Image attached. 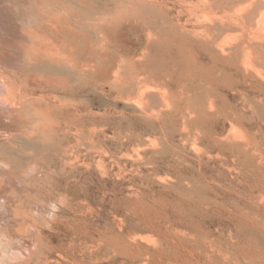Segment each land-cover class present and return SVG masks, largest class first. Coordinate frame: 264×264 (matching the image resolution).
I'll return each mask as SVG.
<instances>
[{"label":"rangeland","instance_id":"374dc122","mask_svg":"<svg viewBox=\"0 0 264 264\" xmlns=\"http://www.w3.org/2000/svg\"><path fill=\"white\" fill-rule=\"evenodd\" d=\"M199 1L36 0L39 27L34 0H0V108L26 112L11 122L0 114V249L17 254L11 264L37 263L45 234L74 264H264V92L250 86L264 83V58L253 61L263 75L247 78L208 52H167L162 39L183 37L172 18L183 2ZM187 19L192 28L196 19ZM64 33L67 43L54 41ZM91 45L101 49L89 53L95 61H121L120 91H96L92 73L82 78L86 94H65ZM57 98L79 110L70 133L79 134V171L68 191L45 181L47 173L17 177L1 152L16 140L27 152L22 134H59ZM27 220L37 231L28 232ZM256 252L260 262L251 259Z\"/></svg>","mask_w":264,"mask_h":264},{"label":"bare ground","instance_id":"6f19581e","mask_svg":"<svg viewBox=\"0 0 264 264\" xmlns=\"http://www.w3.org/2000/svg\"><path fill=\"white\" fill-rule=\"evenodd\" d=\"M263 8H264V0H200L199 5H196L194 7L191 4L183 2L182 12L179 13L178 17L174 16L172 18L173 21L175 22L173 29L176 30V28H179L183 37L182 36H175V37L170 36V37L162 39L161 43L163 44L164 49L169 53L171 52L173 54H178V53L180 54V53H184V51H187V50H191V51L192 50L193 51H195V50L200 51L201 50L202 52L203 51L208 52V55H211L212 59H214V61L217 64L220 65L223 63L225 67H231V69L233 67H235L236 71L238 72V74H240V76L244 75L247 78H249L250 76L255 75V76L261 77V75H263L262 74L263 70L258 69L259 67L258 66L256 67V65H254L253 61L255 62V60L259 59V57L264 58V18L262 17V14H261ZM183 15L184 16L189 15L191 17L193 16V18L196 19V22L193 24L192 28H188L189 19H187L186 22L184 23ZM92 41L93 40H89V42H92ZM185 45H188L189 48L184 47ZM83 52H84L83 54L85 56H84L83 60L81 61V63H78V64H80L81 67L78 70V72L76 73V78H75V80L70 79V83H72L74 85H70L69 87L65 86V89H61V90H63L65 94L69 95V93H70L73 96L77 95V94H79V95L86 94V91L88 90L89 86H87V83L85 81H82V78H85V76L91 75L92 73H93V75L95 74V76L97 78L96 82L94 83L95 88L97 89L96 91H98V89L99 90L102 89V91H104L105 90L104 88L106 86H108L110 88L111 93H114L115 91L119 90L118 88L122 86L123 76H122L121 70L118 69L117 67L122 66L120 64L121 61L119 63H116V60L114 61V60H110V59H104L101 62L95 61L92 58V56L88 57V55L91 52L99 53V52H101V49H100V47L94 48L92 45L89 47H87V46L84 47ZM183 56H184V54H183ZM120 57H122V56H120ZM66 63H68V61ZM73 65H72V67H73ZM59 68H60V66H59ZM261 68H262V66H261ZM217 70H218V68H217ZM233 71H235V70H233ZM210 75H212V74H210ZM250 86L255 88L256 91L259 92V94H260V92H264V83L251 84ZM95 88H94V90H95ZM228 89H229V87H228ZM36 90H38V89H33V92H32V89H31L30 92L35 94V93H37ZM47 90H48V88L42 89V92L45 91L44 93H46ZM101 93H103V92H101ZM241 98L243 99V97H241ZM50 100H51V98H50ZM60 101H63V99L62 100L58 99V98L56 99V102L59 103ZM48 105H51V104H49V102H48ZM66 106H67V104L60 102V107H62V108L59 109L60 107H59V105H57L59 112H60V115L62 116L58 125L55 128L56 129L55 131L59 134H45V133L44 134H22V135L20 134L21 136L26 137L28 139L30 145H31L30 148H28L27 152L26 151L24 152L22 150L24 148L21 147L22 149H20L17 147L18 146V140H16V143L13 141H9V142L13 143L14 146L10 147V149L7 150L8 152L1 151L3 153V156L6 157V158H4V162L6 163L5 165L12 164L11 172L14 170L18 171L19 174L16 175L17 177L20 178L22 175L24 176V174H30L31 172H32V174H33V172H37V175H40V174L42 175V174L47 173L48 177H47V179H45V181H48L51 183L56 182V185L54 187L57 186L58 188L59 187L61 188L62 186H65L67 191H68V188L70 187L71 181L73 180V178L77 177L76 173L79 171L77 169L79 167L80 158L72 155L73 150H74L73 149V143L77 139L76 137H78L79 134H70L72 132V129H73L74 118L79 116V110L70 111L69 109L66 108ZM6 107L7 106H5V108ZM54 108H55V106H54ZM77 109H78V107H77ZM21 112L23 113V111H21V110L17 111L16 109L8 112V107H7V111L0 108V114L1 115L3 114L4 116L8 117L7 121H10L13 119L16 120V117L19 116L18 114H20ZM25 113H23V115H25ZM72 116H73V118H72ZM27 117H28V115H27ZM26 119L28 121H30L29 118H26ZM22 120H24V118ZM20 122L22 123L23 121H20ZM30 123H31V121H30ZM94 124L96 125L97 122H95ZM24 125H25V123H24ZM34 125H31L30 129L33 130L34 132H37L39 130V127H36L37 125L36 126H34ZM96 130L97 129H95V132H96ZM26 131H27V129H26ZM39 141L42 142L41 145H39L40 144ZM78 143H79V140H78ZM5 149H7V148H5ZM0 150H1V148H0ZM4 152H6V153H4ZM24 156H27V158L29 157V158L34 159L36 161L32 160V162L28 163V160H27L24 163V162H22ZM48 159L52 160L54 165H50L49 167H47L46 171L40 170V166H42L43 164L44 165L47 164ZM1 170L8 172V170H5V169H1ZM245 170H247V169L245 168ZM49 171H51L52 173H50ZM243 177H245V176H243ZM1 181L2 180L0 179V187L4 186V183ZM257 183H260V182H257ZM258 189H260V188H258ZM55 205L56 204H54L53 206H55ZM9 206H11V205H9V203L5 202L3 204V209L5 212H8V213L10 212ZM55 208H57V207H55ZM50 212L51 211H49V213ZM237 214H239V213H237ZM20 217L21 216H20V213L18 211V214L15 218L19 219ZM27 222H28V220L26 221L25 225H26L28 232L34 233V230H36L38 227L36 226V224H33L32 222H31L32 224H30V225ZM247 223H249L247 225L251 226V228H253L255 231L260 232V226L257 222L249 221ZM251 228H249V230ZM39 231L42 235L44 234V232L41 231V229H39ZM18 233L20 235L24 236L26 232H24L23 230H18ZM34 235H36V233ZM12 237H13V235H12ZM91 238H93V237H91ZM9 239H10V237H9ZM42 240L43 241H42V248L40 249L41 250L40 251V257L38 258V261L35 264H74L76 262V257L74 255L69 254L67 251H65L63 249L64 246L62 247L60 241H58L53 235L51 236V235L45 234L44 239H42ZM230 242H232V241L230 240ZM71 243L74 244V242H71ZM215 243H214V245H215ZM232 244H233V242H232ZM217 245H219V244H217ZM226 245H228V244L226 243ZM169 247H170V245H169ZM231 247H233V246H231ZM131 252H132L131 254H133V251H131ZM9 254H10V252H9V249H7V246H2V248L0 249V264H11L10 262L12 260H15V259L18 260L17 254H15V253H12L11 255H9ZM221 255L224 256L227 261H230V256H226L225 254H222V252H221ZM245 255L249 256L248 254H245ZM135 256H137V255L135 254ZM205 257H207L209 260L213 261V257L207 256V255ZM251 257L250 258L256 262L261 261V258H260V255H258V252L251 255ZM139 259H143V256L141 255L139 257ZM208 259H207V261H208ZM151 260H152V257H151ZM200 262L201 261H199V263ZM205 262H206V260H205ZM16 263H18V262H16ZM154 263L157 264V263H159V261L157 259H154ZM206 263H204V264H206ZM202 264H203V262H202Z\"/></svg>","mask_w":264,"mask_h":264},{"label":"crops","instance_id":"0c3cea01","mask_svg":"<svg viewBox=\"0 0 264 264\" xmlns=\"http://www.w3.org/2000/svg\"><path fill=\"white\" fill-rule=\"evenodd\" d=\"M68 1H69V0H64V3L68 2ZM35 5H37V4H36V0H34V7H33V11H34V13H33V20L35 21L34 24H38L39 27H40V26H41V25H40V22H41L40 8L37 9ZM38 7H39V6H38ZM37 10L39 11L38 13H37ZM54 41H60V42L67 43V42H68V36H67V33H64L60 38H55ZM7 52H8V51H7ZM7 56H9L8 53H7ZM19 64H20V63H18V65H19Z\"/></svg>","mask_w":264,"mask_h":264}]
</instances>
